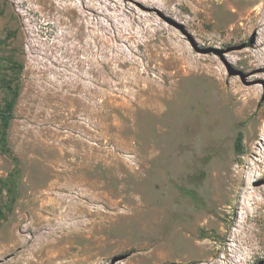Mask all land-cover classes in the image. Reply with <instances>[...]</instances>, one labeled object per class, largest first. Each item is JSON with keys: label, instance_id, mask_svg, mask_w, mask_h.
I'll return each instance as SVG.
<instances>
[{"label": "rangeland", "instance_id": "obj_1", "mask_svg": "<svg viewBox=\"0 0 264 264\" xmlns=\"http://www.w3.org/2000/svg\"><path fill=\"white\" fill-rule=\"evenodd\" d=\"M0 264H264V0H0Z\"/></svg>", "mask_w": 264, "mask_h": 264}, {"label": "trees", "instance_id": "obj_2", "mask_svg": "<svg viewBox=\"0 0 264 264\" xmlns=\"http://www.w3.org/2000/svg\"><path fill=\"white\" fill-rule=\"evenodd\" d=\"M14 105H15V98H14V100H13L12 103H11V111H12ZM240 140H241V138H240ZM239 145H240V144L238 143V146H239ZM239 147H240V146H239Z\"/></svg>", "mask_w": 264, "mask_h": 264}]
</instances>
